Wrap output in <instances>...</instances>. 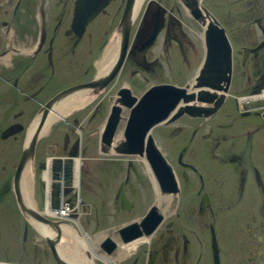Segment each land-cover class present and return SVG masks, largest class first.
<instances>
[{
    "label": "flooded vegetation",
    "instance_id": "obj_1",
    "mask_svg": "<svg viewBox=\"0 0 264 264\" xmlns=\"http://www.w3.org/2000/svg\"><path fill=\"white\" fill-rule=\"evenodd\" d=\"M127 1L0 0V96L11 94L2 101L0 134L19 129L0 138V142L11 138L19 149L0 163V264H56L48 237L39 233L31 213L45 217L44 188L37 178L47 158L88 160L89 153L94 154V121L102 125L96 137L98 152L101 146L106 150L100 133L114 114L117 122L111 139L120 142L133 110L130 98L139 99L158 85L179 86L164 82L166 75L190 81L202 65L204 24L179 0H143L134 16ZM195 1L203 22L213 23L227 38L230 83L224 98L208 107L215 112L194 116V110L182 111L164 123H150L149 135L168 171L162 170V164L153 171L146 163L147 158L157 159L152 149L106 153L122 161L117 169L124 168L111 170L107 177L109 219L126 217L140 205L141 215L126 222L150 213L154 217L149 223L156 224L149 236L126 251L121 246L131 241L124 243L118 227L113 229L112 250L97 248L111 264H264V109L247 106L250 98H243L264 90V0ZM127 14L132 21L125 27L124 59L109 82L99 86L94 59L110 38L117 40ZM148 14L140 34L139 24ZM211 57L218 65L213 69L216 74L221 68L217 52ZM94 80L98 84L83 94L90 98L87 103L56 123L43 144L36 142L25 163L33 175L31 192L25 195L15 173L26 129L55 95ZM104 110L107 113L101 117ZM222 114L234 123L214 121ZM154 119L153 114L144 115V125ZM118 130L121 136L115 138ZM228 130L230 135L224 132ZM146 140L141 139L143 145ZM133 161H140L143 170H136Z\"/></svg>",
    "mask_w": 264,
    "mask_h": 264
},
{
    "label": "rangeland",
    "instance_id": "obj_2",
    "mask_svg": "<svg viewBox=\"0 0 264 264\" xmlns=\"http://www.w3.org/2000/svg\"><path fill=\"white\" fill-rule=\"evenodd\" d=\"M133 1L134 0H132V2ZM168 1L171 2L170 0H168ZM134 2L131 3V5L126 4L127 10L128 9L131 10L133 8ZM179 2L185 8V5H184L185 3L183 2V0H179ZM135 6L137 7V0L135 3ZM185 9L188 10L189 14L192 15L195 19H197V21H200V22L203 21L201 19V14L199 13L198 4H197V13L196 14H192L193 8H191V9L185 8ZM127 16H128V14H127ZM133 16H134V14H133ZM125 18H126V15L124 16V18H122L123 21L121 20V26H120L121 33L123 34V39H124L123 43L126 42V34L125 33L127 31V29L125 28L126 24H127L124 21ZM210 21H213V20L211 19ZM207 25L208 24H206L204 27L206 28L209 26V25L208 26ZM118 37H119V35H118ZM203 38H204V35H203ZM110 41H112L111 38H110V40H108L107 44H109ZM107 44L102 49L101 54L98 55L94 59V64H93L94 74H96V76L98 75L99 77H101L100 78V84H103V85L107 84L109 82V80H107V77L109 76V74L115 69L118 70V68L120 67V65L122 63V60L124 59L123 57H124V54L126 51L125 50L126 45H125L124 50H122V55H120V61H119L117 66H115V64H113L109 68L104 67L100 71L98 69V62L101 61V59L103 57V55H102L103 51H104L105 47L107 46ZM113 60H114V56H113ZM196 67L197 66H195L193 69H195ZM200 69H201V66L197 69V73L195 74V76L192 77L193 79H191L190 81H187V82H184L186 80V77H184V76H179V78H177V77H172L169 75H166V77L163 78V81L174 83V84L179 85V86H185L186 91L192 93L190 83L193 84L195 82L194 79L198 76ZM234 83L236 85L240 83V78H239L238 72L235 73ZM163 85H160V86H163ZM68 90H70V92H66ZM86 90H87V88H81L80 86H76V87H72L70 89L62 91L61 93L55 95V97L58 96L59 99L55 102H53L55 97L50 99L44 105V108H42L43 111L42 110L41 111H42L43 119H45L47 121L49 116L52 115V113L55 110H57L56 107L58 106V103H61L67 99L77 97V99L82 98L85 100H89L90 99L89 97H86L85 95H83V94H85L84 91H86ZM222 90L223 89H221L219 91V93H222L225 96L226 91L221 92ZM81 92H84V93H81ZM78 93H79V95H78ZM213 93H215V91ZM5 96L11 97V94H9V93L8 94H2V96H0V112L3 111L4 103H2V101H3ZM251 97L245 96L243 98L248 99ZM262 98H264V97H262ZM241 99H242V97L237 98L238 101H240ZM85 103H87V101H85L83 104L82 103L77 104L76 106H74V108L72 107V109H75L78 107L81 108L83 105H85ZM134 106H132V109L134 108ZM256 106L264 109V99L260 100V102L258 101V104ZM72 109L69 110V113ZM183 109H184V106H181L173 117H177L178 115H180V113L183 111ZM119 111L120 110L117 108L116 113H119ZM175 111H176V109H175ZM106 113H107V111L104 110L101 117H104ZM39 115H40V113H39ZM39 115H38V117H39ZM115 115L116 114H114V117H115ZM222 115H221L222 116L221 118L218 117L214 121L221 122V123H227L231 120V123H234V120L232 121L231 117L228 119L225 117V114H222ZM65 116L66 115H63L62 116L63 118L61 117L59 120L51 122L49 129L48 130L46 129V131H44V127H42L43 123L39 122L38 117L34 122H32L28 126V128L25 131V139H24V144H23V149H22V157L23 158L25 157V160L23 161V158L21 157L20 162L23 163L21 168L28 170L32 174L31 169L28 166H26L25 163L29 159V157L32 156L36 142L39 140V144H43L42 141L44 139H46V136L49 133V131L53 128V126L56 123H58V122L62 123ZM115 118H116V122H117V115ZM67 119H68V117H66V120ZM34 123L36 126V130L32 129L31 134L29 135V130L31 129V127L33 126ZM101 127H102V125H101L100 121L99 122L94 121V154L89 153V159L88 160H82V162H81V166L79 169V184H78L79 186H78V189H75V187L72 186L73 185V177H75V175H73L70 172L68 175L69 181L65 183L66 186L69 185V187L71 189H70V192H68L67 195L65 196L64 201L67 203L71 202L70 207H72L70 209H67V211H65V213H71V218H74L73 220L69 219V218H61L59 216L61 209L64 208V206L62 204L64 197H63V199L61 198L60 204L58 206V210H55L57 208L54 209V208H52V206H50L51 207L50 208L48 205V199L46 197V185H45L46 182H45L43 174L47 170L48 166H50V174L53 175L55 173V164H56L55 159L47 158V160L45 162V167H44L43 171L40 174H38V178H37L38 183L44 188L45 206H44L43 212L45 211L46 215H45V217H41V216L36 217L35 216V220H34L35 221V224H34L35 227L38 228L39 233L43 236H46V237L57 236V234H59V233L54 231V226L50 227L47 224H45L44 222H42L40 219L48 220L50 222H57V224H58L57 226L59 228L60 236L63 237L62 232H64V234L66 236H68L69 240L72 241V243L75 247V249H72V251L70 252L71 257L77 256V258H75V260L78 262V259H81V257H79V256L82 255V258L84 257L83 258L84 264H94L97 261H100L104 264H111V263H109V261L106 257H103L101 254L98 253V251H100V250H103L104 252L106 250L102 249L101 248L102 246L100 247V245L97 246L96 244L99 243V241L102 237L109 235L113 229L127 223L126 221L135 220L136 217L141 215L140 214L141 213L140 205H135L133 208V211L128 213V215L126 217L125 216L124 217L118 216L115 220H111V218L109 219V217L107 216V215H109L107 204H108V200H109V194L108 193L110 192V190H109L110 189V185H109L110 182H109L107 177L109 176V172H111V170L114 171L119 167V164L118 165H116V164L122 163V161L115 159L117 157L113 158L112 155L103 154L101 151L98 152V141H97L96 137H97V133L100 131ZM202 132H204V131H202ZM224 132H227L226 134H228V135L231 134V130L224 131ZM101 133H102V130H101ZM101 133H100V135H101ZM14 134H17V132ZM262 135H264V130L262 132ZM119 136H121V130L116 131L115 138H117ZM21 137H22V133L19 134L18 138H21ZM227 138H228V136H227ZM31 139L33 141H35V143L33 145L32 152L27 157H26V155L23 156L24 152L26 150H28V148H29L28 144L30 141H32ZM10 141H11V138H9L5 142H0V163L4 160H8V159L10 160V158H13L19 152L18 147L15 145L17 143L11 144ZM117 149H118V147H117ZM107 151L109 152V154H113V152H115L117 154V151H114L113 149H109L108 146H107ZM60 161L61 160L58 159V164L60 163ZM133 163H134L133 166L135 167L136 170H143L142 169V163L140 161H133ZM113 166H115V167L113 168ZM120 169L124 170L123 167H121ZM120 169H117V170H120ZM20 170H19V172H17V170H16L15 177H16L17 181L19 178L20 187H21L23 193H25V195H27L26 191L28 189L31 192V185L33 184V175H32L31 180H29V184L27 185V183L25 184V182H24L25 181V174L22 170L21 171ZM56 178H59L58 172H56ZM61 196H63V195L61 194ZM67 196H69L71 198L70 202H68L69 199L67 198ZM59 200H60V196H59ZM138 222L139 221H136L134 224H138ZM139 225H140V223H139ZM67 226H69L71 228V230L67 229ZM140 227L142 228L143 225L142 226L140 225ZM150 234H151V232H149L147 234L142 232L140 236L134 237V238H132V241L131 240H129V241L133 242V241H136L140 238L147 237ZM83 236H85L87 238L88 242H82ZM102 239H101V241H102ZM46 240H47V238H46ZM47 243H48V240H47ZM124 243H127V242L125 241ZM48 245H49V243H48ZM121 247H122L123 251L134 248V247L130 246L129 243L122 245ZM97 248L100 250H98ZM49 251L51 252V254H53V256L58 257L62 264H67L65 259L58 256V254H56V253L54 254L51 246H50Z\"/></svg>",
    "mask_w": 264,
    "mask_h": 264
},
{
    "label": "bare ground",
    "instance_id": "obj_3",
    "mask_svg": "<svg viewBox=\"0 0 264 264\" xmlns=\"http://www.w3.org/2000/svg\"><path fill=\"white\" fill-rule=\"evenodd\" d=\"M135 1V2H134ZM134 5H133V10H132V14H136L140 4L142 3V0H137V7L135 6V3H136V0H134ZM132 0H128L127 1V5H131V3H133ZM183 2L185 3V8L188 9L187 6H190V9L193 8L192 10V14H196L197 13V2L195 0L191 1V0H183ZM77 7V6H76ZM140 9V8H139ZM166 9V8H165ZM86 10V9H85ZM146 10V9H145ZM163 10V9H162ZM97 12V11H96ZM131 14V15H132ZM148 15H145L141 21V23L139 24V33L141 34L143 29V25H144V22L145 21H149L148 19ZM164 16V14H163ZM87 18V17H86ZM89 19V18H88ZM153 19V18H152ZM152 19H151V22H152ZM129 15L124 19V21L128 24L129 23ZM132 21V18L130 20V22ZM87 22V20H86ZM202 23L204 24V26L206 25L205 22L202 21ZM78 24V23H77ZM129 25V24H128ZM131 25V24H130ZM208 27H206V29H210L211 26H213V23H209L208 22ZM77 27V25H76ZM146 27V26H145ZM154 27V26H153ZM215 27V26H214ZM141 29V30H140ZM205 29V30H206ZM80 31V30H79ZM82 31V30H81ZM151 31V30H150ZM120 32H121V29H120ZM224 33V32H223ZM119 37L117 38V40L115 39H112V41H110L109 44H107V46L105 47L104 51H103V57L101 59V61L98 62V69L101 71L104 67H110L111 65L115 64V66L118 65L119 61H120V55H122V50H124V46H125V43H123V34L122 33H118ZM145 39V37H144ZM148 41V40H147ZM139 44V43H138ZM127 48V47H126ZM126 50V49H125ZM135 50V49H133ZM217 54H218V60L224 65L225 67V56L223 53L220 52V50H216ZM231 52V51H230ZM113 56H114V60H113ZM136 56V55H135ZM216 57V56H215ZM124 58V57H123ZM138 60V59H137ZM123 61V60H122ZM233 62V61H232ZM148 66V65H147ZM233 66V65H232ZM141 67V66H140ZM210 70V69H209ZM207 75H210V78H219V73L217 74H212L211 71H210V74H207ZM219 80V79H218ZM230 83V82H229ZM164 85H169V84H164ZM191 85V89H192V93H196L200 88L198 89H195V88H192V83H190ZM160 86V85H158ZM172 86H175V85H172ZM141 87V86H140ZM186 88V87H185ZM188 88V87H187ZM210 95H207V97L209 98L210 103H201V107L202 108H208V107H211L212 105L216 106L217 102L219 101L220 99V96L224 97V94H217V93H213L214 91L213 90H209V89H206ZM221 90V89H220ZM219 90V91H220ZM225 90L223 89L221 92H224ZM195 95V94H194ZM128 97V96H127ZM262 98L264 97V90L261 91V94L259 95H256V96H252L248 102H247V106L253 108V107H257L256 105L258 104V98ZM131 99V105L129 108H131L132 106L136 105L138 99H134V98H130ZM264 99V98H263ZM85 99H77V97H74V98H71V99H67L61 103H58V106L56 107L57 110H55L52 115L49 116V118L47 119V121L45 119H43V116H42V111L40 112V115L38 117V120L39 122L43 123L42 124V127H44V131H46V129L48 130L49 129V126L51 125V122L53 121H56V120H59L63 115H67L69 113V110L72 109V107L74 108V106H76L77 104H80V103H84ZM122 101V100H121ZM119 102V101H118ZM126 102V101H125ZM152 102H153V99L151 98L150 99V103L152 105ZM183 103L181 102H178V104L173 107L171 109V111H169V113L166 115V117L161 120L160 122L161 123H164L167 121V119L169 117H172L175 115L174 113H176L178 111V109L182 106ZM150 107V106H149ZM151 114L154 112V110L157 108L156 106H151ZM176 109V111H175ZM190 113V112H189ZM174 114V115H173ZM173 115V116H172ZM63 118V117H62ZM157 118V117H156ZM170 119V118H169ZM112 124L113 126L116 125V118L113 117L112 119ZM168 125V124H167ZM141 126V124H140ZM115 128V127H114ZM32 129L36 130V126H35V123L33 124V126L31 127V129L29 130V135L31 134V131ZM124 130L123 129V133H124ZM102 134V133H101ZM124 135V134H122ZM32 140V139H31ZM123 143V140H121L120 142L119 141H115V140H110L109 143H108V147L109 149H113L114 151H117V147L118 145L122 144ZM105 149H103V151L101 150V152L103 154H109V152L107 151V149L104 151ZM74 154V153H73ZM75 155V154H74ZM82 155V154H81ZM58 159H60V163L58 164ZM58 159H55L56 161V164H55V173L52 175L50 174V166H48L47 170L45 171V173L43 174L44 175V179H45V185H46V197L48 199V205L49 207L52 206V208H57L55 210H58V206L60 204V201H61V198L63 199V206L64 208L61 209V212L59 213L60 217L61 218H69V219H74V218H71V213H65V211H67V209H70L72 207H70V203H67L65 202V196L67 195L68 192H70V187L69 185L66 186V182L69 181V178H68V175H69V172L72 173L73 175H75V177H73V187H75V189H78V184H79V169H80V166H81V160L77 157H67L66 160L62 159V158H58ZM148 163V162H146ZM22 164L20 161L18 163V167L16 168L17 172H19V170L21 169L24 174H25V184L27 183V185L29 184V180H31L32 178V174L28 171V170H25L22 167ZM49 165V164H48ZM147 166V165H146ZM19 169V170H18ZM20 170V171H21ZM146 170H149L148 167L146 168ZM56 172L59 173V178H56ZM154 176V175H153ZM152 180V179H151ZM154 183V182H153ZM52 186V188L50 187ZM28 187V186H27ZM74 191V190H73ZM72 191V192H73ZM71 192V193H72ZM26 193H30L29 189L26 191ZM74 193V192H73ZM57 194V195H55ZM61 194L63 196H61ZM59 196H60V200H59ZM68 199L71 200V198L69 196H67ZM48 207V206H47ZM51 208V207H50ZM31 213L33 215H35L36 217H39L36 212L33 213L31 211ZM44 215H46V212L44 211L43 212ZM34 216V217H35ZM154 216H150V217H147L145 216V221L143 222L142 225L144 224H149V219H152ZM148 220V221H147ZM59 229V228H58ZM67 229L71 230V228L69 226H67ZM55 231V229H54ZM64 231V230H63ZM63 234V237L60 236V233L57 234V236H52V237H48L47 240H48V243L49 245L51 246L54 254H58V256L62 257L63 259H65L66 263L67 264H84L83 263V258H82V255L79 256L81 257V259H78V262L75 260V258H77V256H73L71 257V254L70 252L72 251V249H75L73 243L71 240H69L68 236H66L64 234V232H62ZM82 242H88L87 241V238L85 236H83L82 238ZM141 240H144L143 238H140L136 241H133L131 243H129L130 246L134 247L135 244H137L138 242H140ZM59 241H61L60 245H55L56 242L59 243ZM132 241V240H131ZM55 245V246H54ZM78 253V252H77ZM79 254V253H78Z\"/></svg>",
    "mask_w": 264,
    "mask_h": 264
},
{
    "label": "water",
    "instance_id": "obj_4",
    "mask_svg": "<svg viewBox=\"0 0 264 264\" xmlns=\"http://www.w3.org/2000/svg\"><path fill=\"white\" fill-rule=\"evenodd\" d=\"M188 9H190V6H187ZM123 21V19H122ZM208 26V25H207ZM219 31L220 32V43L222 42L221 45H223V50L221 51H226V56H225V71L226 74L224 76V79H221V81H223V85L224 87H222V84H220V82H213L211 81V79L209 80L207 78V74H210V67L209 64L211 63L210 60L207 59L204 61V65L201 67L198 76L194 79L195 82L192 85V88L198 89L200 88L196 93H191V92H187L185 86L184 87H175V86H169V85H164V86H159L156 88H153L151 90H149L143 97H141L139 99V101H137L136 105H135V110L133 111L132 115H134V121L129 122L130 124H127V126L125 127L124 130V138L126 143L124 142L123 144L118 146V150L117 151H121V153H128L130 152L129 150L133 147V143L130 140H134L139 138H143L144 135L147 133L149 127L152 125L150 123H146V125H144L145 123H142V128L139 129V123L144 119L145 114H150L151 113V106H156L157 107V111L154 113V115L157 117L156 121H161L162 119H164L166 117V115L169 113V111H171V109L176 106V104L178 102L183 103L184 108L189 109L191 107H195L196 105H201V103H210L211 100H209V98L207 97V95H210V93L206 90H217V89H224L226 90V87L229 84V72H230V58H229V49L226 48V50H224L226 41L224 39L223 36V32L222 30H218L214 28V25L211 26V28L208 30H205V40H206V46L207 49L209 50H213L214 46H217V44L214 43V39L212 37V35L214 34V32ZM154 36V34H153ZM152 36V39H153ZM220 43L218 44V46L220 45ZM223 52V54H224ZM210 69V70H209ZM211 73H213V71H211ZM113 73H111L108 77L107 80H109L111 78ZM224 75V73H223ZM98 84V80H94V82L87 84V85H83L81 86V88H88L91 86H94ZM100 84V83H99ZM98 84V85H99ZM101 86V84L99 85ZM75 89V88H74ZM66 92H70V90L66 91ZM195 94V95H194ZM153 99L152 105L150 104V100L149 99ZM222 96H220L219 102L220 100H222ZM59 98L58 96L55 97V99L53 100V102L57 101ZM201 102V103H200ZM196 104V105H193ZM150 106V107H149ZM145 109H147V113H145ZM142 113H141V112ZM213 111V110H212ZM136 113V114H135ZM130 115V117L132 116ZM196 115V114H194ZM116 117V115H115ZM130 119V120H133ZM135 122V123H134ZM113 124L111 125V123L108 124V126L105 128L104 133L101 137V144H104L105 146L108 145L109 141L112 138V134H113ZM19 129H6L5 131H3L0 135L1 139H5L8 136L18 132ZM150 139V138H148ZM35 141H30L28 144V150H26L23 154L27 156L30 155V153L32 152L33 149V145H34ZM150 145L152 146V144L150 143ZM103 149H105L103 146H101V150L103 151ZM105 151V150H104ZM23 158V157H22ZM25 160V157L23 158V161ZM151 169L153 171H158V169H156L152 163V165L150 164ZM155 169V170H154ZM52 188V186H51ZM57 195V194H55ZM150 216L147 215V217ZM42 222H44L45 224H47L48 226L52 227L54 226V229L57 233L59 232L58 229V224L57 222H50L48 220H44V219H40ZM145 221V218L140 222V225L142 226L143 222ZM139 224H131L128 226H124L122 228H120L118 230V235L120 237H124L125 240L124 241H129L132 240V238L134 237H138L141 235V233H149L151 232V230L153 229V227L151 228L149 225L144 224L143 227L141 228ZM102 246V247H101ZM100 247L106 251L112 250V244L110 243V240L108 238H104V240L102 241V243H100ZM54 259L56 261L57 264H62L60 262V259L56 256H54Z\"/></svg>",
    "mask_w": 264,
    "mask_h": 264
}]
</instances>
